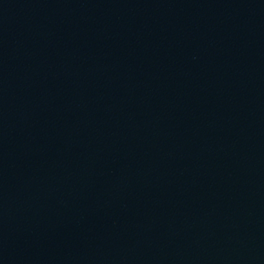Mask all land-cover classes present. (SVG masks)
<instances>
[{
	"label": "water",
	"instance_id": "obj_1",
	"mask_svg": "<svg viewBox=\"0 0 264 264\" xmlns=\"http://www.w3.org/2000/svg\"><path fill=\"white\" fill-rule=\"evenodd\" d=\"M0 264H264V0H0Z\"/></svg>",
	"mask_w": 264,
	"mask_h": 264
}]
</instances>
